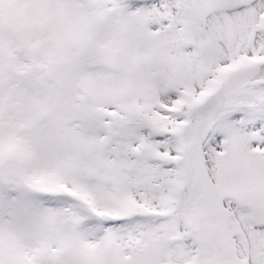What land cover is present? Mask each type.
I'll return each mask as SVG.
<instances>
[{
	"label": "snow or ice",
	"instance_id": "obj_1",
	"mask_svg": "<svg viewBox=\"0 0 264 264\" xmlns=\"http://www.w3.org/2000/svg\"><path fill=\"white\" fill-rule=\"evenodd\" d=\"M0 264H264V0H0Z\"/></svg>",
	"mask_w": 264,
	"mask_h": 264
}]
</instances>
